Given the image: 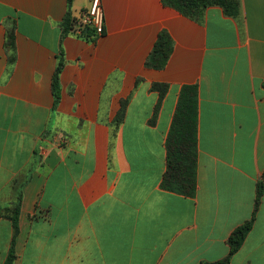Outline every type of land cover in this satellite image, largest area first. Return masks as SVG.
<instances>
[{
    "label": "crops",
    "instance_id": "obj_1",
    "mask_svg": "<svg viewBox=\"0 0 264 264\" xmlns=\"http://www.w3.org/2000/svg\"><path fill=\"white\" fill-rule=\"evenodd\" d=\"M101 2L105 30L86 35L76 26L91 0H0V264L14 231L1 210L20 199L14 264L224 259L264 174V0H239L238 18L210 6L201 21L162 0ZM164 30L174 47L155 69L146 62ZM153 83L169 85L155 124ZM186 84L198 87L194 197L161 187ZM231 264H264V194Z\"/></svg>",
    "mask_w": 264,
    "mask_h": 264
},
{
    "label": "trees",
    "instance_id": "obj_2",
    "mask_svg": "<svg viewBox=\"0 0 264 264\" xmlns=\"http://www.w3.org/2000/svg\"><path fill=\"white\" fill-rule=\"evenodd\" d=\"M69 3L72 0H68ZM164 4L176 8L186 16L196 20H202L206 9L210 6H221L225 13L238 18L240 16L239 0H162ZM73 21L67 16L63 23L64 33H68L73 27ZM15 26L8 33L6 47L10 52L11 60L15 58ZM90 29L85 28L84 34H88ZM173 40L167 31H162L147 59V66L162 69L168 63L172 51ZM64 67V58L61 57L55 70L52 82L54 102L57 106L62 97L61 73ZM152 89L158 91L159 100L155 106L154 115L150 123L155 124L158 117L163 99L168 92L167 83H153ZM127 101L122 103V108L116 118L117 124H120L125 115ZM198 87L195 84H186L182 87L176 112L174 114L171 129L169 131L167 148V167L161 181V187L165 190L194 197L198 188ZM264 194V174L258 182L257 194L254 210L250 219L236 227L229 237L230 249L224 259L215 262H203L201 264H231L232 257L242 247L248 233L251 231L256 220L257 212ZM20 206L21 199L13 207L7 208V211L1 210L2 215L8 217L13 224V238L11 247L4 264H14L17 257L16 239L20 231Z\"/></svg>",
    "mask_w": 264,
    "mask_h": 264
},
{
    "label": "built area",
    "instance_id": "obj_3",
    "mask_svg": "<svg viewBox=\"0 0 264 264\" xmlns=\"http://www.w3.org/2000/svg\"><path fill=\"white\" fill-rule=\"evenodd\" d=\"M79 32L85 28L92 30L96 35L105 30V13L101 0H91L90 7L81 15L76 26Z\"/></svg>",
    "mask_w": 264,
    "mask_h": 264
}]
</instances>
